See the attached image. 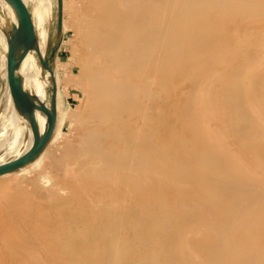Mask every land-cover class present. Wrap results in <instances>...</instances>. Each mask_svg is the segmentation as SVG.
Masks as SVG:
<instances>
[{
  "label": "rangeland",
  "instance_id": "1",
  "mask_svg": "<svg viewBox=\"0 0 264 264\" xmlns=\"http://www.w3.org/2000/svg\"><path fill=\"white\" fill-rule=\"evenodd\" d=\"M40 1L24 0L31 17ZM47 1L50 10L46 23L48 34L45 48L37 46L32 49L28 72L38 78H49L52 81L46 85L45 100L52 102V91L55 88L58 126L37 158L22 168L0 176V188H3L0 191V264L7 259L13 264H64L68 260L66 264H255L243 262L236 257L250 250H259L262 246L264 248V241L259 244H235L231 253L221 247L213 258L201 257L196 261H189L175 257L173 253L183 255L182 249L185 245L181 246L177 240L166 241L167 232L162 222H169V219L156 214L158 210L175 213L177 210L172 206V200L181 199L192 203L191 198L196 200L200 196L203 197V186L209 189V194L206 193L205 197L224 201L229 189L223 188L222 185L208 184L204 176L209 172L215 171L219 177L232 174L248 181L242 168L246 167V161H239L242 160L244 151H240L238 145L233 146L230 143L237 137L238 130H232L235 136L230 133L228 135L222 129L216 133L215 126L219 128L216 123L220 121V116L218 112H213L203 117L205 120L201 122L199 136L198 131L190 126V120L184 110L190 103L191 78L201 76L207 69H218L225 75L228 73L226 78L231 80L252 74L243 58L244 47H240L234 54H227L220 46L213 45L212 48L208 43L194 50L184 49L183 55H176L173 53L174 46L169 45L167 48L171 50L169 55H173V71L170 77H166L167 87L164 90L158 89L159 96L167 97V100L164 103L161 101L162 105L153 108L155 118L150 122L152 128L163 131L154 136L151 148L146 149L150 153L147 163L138 165L136 169L122 167L120 162L126 161L122 158L131 156L135 145L141 143V139L139 135L127 138L125 126L128 119L120 116L116 112L117 108H114L116 105L112 103L115 102L116 93L106 90L99 96H90L86 72L87 57L80 21L84 13L95 5L105 9L100 27L104 39L109 40V45L106 46L107 52L102 56V60L112 71L111 75H115H112L114 78L123 77L130 84H138L136 86L140 88V95L143 93L141 96H144L149 88L154 87L152 83H147L152 81L150 79L153 75L149 67L144 68L131 58L130 49L133 45L128 41L119 12L137 7L142 13L150 0ZM158 11L163 12L165 9L158 5ZM8 15L0 0V29L8 24ZM259 15L264 19V13ZM148 17L152 19L150 10ZM204 23L211 25V21ZM59 24L62 25L60 33ZM249 25L254 26L255 23L251 22ZM0 34L1 127L14 121L19 116V109L11 102L8 76L3 63L2 31ZM200 36L201 34H196L194 38ZM148 45L156 46V42L150 41ZM230 57L233 61L228 62ZM192 58L197 62L187 73L184 69L191 65L188 63ZM45 60L48 65L43 63ZM253 74L252 77L256 76ZM69 90L76 98L73 103L65 104L64 94ZM204 99L201 95L191 101ZM180 107L183 108L184 114L178 112ZM164 110L166 113L162 114ZM263 116L261 117L264 118ZM239 119L241 118L237 117L234 121L239 122ZM208 125L213 126L212 130H209ZM215 133L218 139L221 138L225 143L219 142L217 138L219 143H216ZM238 134H241V130ZM226 140L230 143L229 146ZM210 143L214 144V148L207 151ZM220 143L223 148L217 146ZM214 149H225L227 152L230 150L229 156L234 162V167L226 169L207 160L209 153L214 152ZM3 155L0 153V158ZM263 163L264 161V167ZM259 172L264 175V171L258 169L257 173L261 176ZM170 173H180V176L175 175L174 180H169ZM261 177L264 179V176ZM195 193L199 195L198 198ZM218 207L216 212L227 213L233 210L229 203L222 202ZM259 217H264V213H260ZM170 218L171 224H174L175 215ZM51 224L56 228L50 231L49 238L47 236L42 241L40 239V242L33 240L35 234L40 233L41 229L44 230L43 226L45 228ZM258 227H264V218H260ZM117 230H120L118 235ZM88 233L92 237H88ZM177 249L181 251L178 252Z\"/></svg>",
  "mask_w": 264,
  "mask_h": 264
},
{
  "label": "bare ground",
  "instance_id": "2",
  "mask_svg": "<svg viewBox=\"0 0 264 264\" xmlns=\"http://www.w3.org/2000/svg\"><path fill=\"white\" fill-rule=\"evenodd\" d=\"M1 1L9 14L8 24L4 28L1 27V29L3 28L2 30L0 29V31H2L1 39L4 45L3 63L8 76V51L15 42L19 20L16 10L9 0ZM126 1L131 2V0ZM48 2L47 0H41L33 12V16H30L34 28V43L24 54L20 64L15 68L16 75L20 78L24 91L33 103L32 112L37 134L34 131V126L28 110L25 107H20L11 95V102H14L19 109V116L11 123L0 127V153L4 154L3 157L0 158V163L7 162L27 153L37 141L43 138L50 124V116L43 108L52 111V103L45 100L46 85L51 84L52 81L49 80V78H38L34 74L31 75L28 72V67L31 65L30 55L32 49L37 46L41 49L45 48L48 34L46 23L50 10ZM149 3H146L142 13H140L137 7H130L128 10L119 12L128 41L133 45L130 49L132 52L131 58L137 61L140 66H144V68L149 67L152 73L151 75H153V78L150 76V80L152 81L147 83H152L154 87H151L152 89L149 88L144 96H141L143 93L140 95V88L136 86L138 84H130L125 81L123 77L114 78L113 76L115 75H111L112 71L105 61L102 60V56L107 52L106 46L109 45V40L104 39L105 36L101 33L102 27H100L106 12L105 9L95 5L84 13L80 21L84 40L83 46L87 57L86 72L89 80L90 96H99L106 90L116 93L115 102L112 103L116 105L114 107L117 108L116 112L120 116L128 119L125 126L127 138H133L139 135V139H141V143L135 145L136 147H134L132 155H127L122 158V160L126 161H121L120 166L135 167L136 169L138 165L147 163L150 153L146 149L151 148L154 136L156 134H161L163 131V129L152 128L150 122L155 118L153 108L156 105H162L160 104L161 101L164 103L167 100V97L164 98L163 96H159L158 89L164 90L167 87L166 77H170L173 71L171 67L173 55L172 53L169 55L171 51L167 48L169 45L174 46L173 53L176 55H183L184 49L190 51L208 43L211 44L212 48L213 45L220 46L227 54H234L240 47H244L243 58L247 63L246 67L248 71L252 74L255 73L256 76L252 77V74H246L243 77L240 76V78L231 80L226 78L228 73L225 75L223 72H219L218 69H207V72L201 74V76L191 78L192 90L189 95L190 103L184 107V110H186V115L190 120V126L198 131V133L200 132L201 122L205 120L203 117L213 112H218L220 116V121H218L220 125L216 123L219 128L215 126L216 130L214 129L216 133L217 130L220 129V131L223 130L227 132V134L230 133L235 136L232 130H241V134H238V131H236L237 137L233 135V139L229 137L232 139L230 142L231 145H238V149L244 151V155L242 154L243 158L241 157L242 160L239 161H243L244 159L247 162H244L246 167L242 168L245 171V175L248 177V181L242 179L240 176H234L232 174L228 175V177H222L223 175L219 177L215 171L209 172L207 176H204L208 184L222 185L223 188L229 189V191H226L227 194L224 198L226 202L216 200L214 197H205L206 193L209 194V189L204 188V186L202 188L201 186L202 192H205L204 195L202 194L203 197L200 196V198L196 200H194L195 198H191L190 201L193 200L192 203H188L181 199L176 201L171 199L172 206L177 211L171 213L165 210H158L156 214L159 213L169 219V222H166V220L162 222L165 224L167 232L168 239L166 241L177 240L181 246L185 245V248L182 249L183 255L178 256V254L173 253L175 257L181 259L196 261V259L201 257L213 258L216 256L215 252L219 251L221 247L231 253L232 249H234L232 247H234L235 244H259L264 241V227H258L260 218H264L259 217L260 213H264V179L261 177L264 175H262V172H259L261 176L257 173L258 169L264 171L262 165L264 161V153H262L264 151V118L261 117L264 111V19L259 15L261 12L264 13V0H150ZM158 5L164 7L165 11L159 12ZM149 10L152 19L148 17ZM232 17H234V19H232ZM206 21H211V25L209 23H204ZM251 22L255 23V25H249ZM10 26L13 28H10ZM226 26H228V28H226ZM196 34H201L200 38H194ZM150 41L156 42V46H149L148 43ZM112 45V48L115 47L114 44ZM23 51L24 47L16 52V56H20ZM212 55L213 49L211 52V59L213 58ZM231 57L228 59V62L233 61ZM195 62L197 61L194 58L190 59L188 64L191 65H188L184 70L188 73ZM144 72L145 70H143L142 73ZM201 95L205 97L204 100L198 102L191 101V99H195ZM166 108L169 109L168 106ZM184 110L180 107L178 112L184 114ZM54 112L56 115V104ZM165 113L166 111L162 114ZM160 116L162 117L163 115ZM237 117L241 118L239 122L234 121ZM57 126L58 118L56 115L50 139ZM208 127L210 130L213 126L208 125ZM216 133L214 134L215 142H224L220 140L221 138L218 139ZM216 138L219 142L216 141ZM213 143H210L209 147L206 148L207 151H210V148L212 149L214 146ZM228 143L227 141V145ZM221 145L222 143L217 146L223 148ZM225 151V149L219 151L214 149V152L209 153L207 160L217 166H223L226 169L234 167V162L229 156L231 153L230 150H228V152ZM39 154L40 152L25 165L19 166L18 168L26 166L37 158ZM175 175L180 176V173H175L173 175L170 173L169 180H174ZM1 190H3V188H0V191ZM192 192L194 191L192 190ZM120 196L122 197V195ZM196 196L198 198L199 195L196 194ZM222 202L229 203L233 207V210L227 213L220 211L216 212V208ZM174 215L175 223L171 224L172 219L170 217ZM250 217H252V219H249ZM54 227L55 226H52V224L46 226V229L43 226L44 230L41 229L40 233L38 232V234H35V236H33L35 239L33 240L37 239V241H39L41 239L42 241L46 239L50 231L56 228ZM111 231H113V229H111ZM119 231L116 232L117 235ZM98 235L99 233L97 236ZM89 236L91 235L89 234L88 237ZM94 238L96 239V237ZM87 240L85 242H87ZM115 240L117 241V239ZM32 241L31 243L34 242ZM53 243L54 242H52V244ZM33 244L36 245L35 242ZM53 246H55V243ZM260 248L259 250H250L236 258L243 262L262 264L264 262V248L263 246ZM178 249V252L181 251ZM141 257H143V255ZM3 262L4 264H13L10 259ZM190 264H192V262Z\"/></svg>",
  "mask_w": 264,
  "mask_h": 264
},
{
  "label": "water",
  "instance_id": "3",
  "mask_svg": "<svg viewBox=\"0 0 264 264\" xmlns=\"http://www.w3.org/2000/svg\"><path fill=\"white\" fill-rule=\"evenodd\" d=\"M9 2L13 5L16 10L19 25L16 33V39L13 46L8 51V85L10 89V93L14 99V101L20 106L25 107L32 119V124L34 126V131L37 134L36 124L34 122L32 106L33 103L28 98L26 92L23 89L20 78L16 75L15 68L20 64L24 54L28 51V49L33 45L34 41V28L32 24V20L30 17L29 10L23 0H9ZM62 31V25H58V33ZM24 47L23 53L20 56H16V52ZM53 54V53H52ZM45 65H48L47 61L43 62ZM52 75H54L53 70L50 68ZM54 77V76H53ZM55 94L56 89L54 88L52 91V111L47 108H43V110L50 116V124L47 132L43 136L40 141H37L32 148L25 153L24 155L17 157L15 159L9 160L4 163H0V175L12 171L19 166L25 165L30 159L34 158V156L40 152V150L46 145L48 140L50 139L55 122Z\"/></svg>",
  "mask_w": 264,
  "mask_h": 264
},
{
  "label": "crops",
  "instance_id": "4",
  "mask_svg": "<svg viewBox=\"0 0 264 264\" xmlns=\"http://www.w3.org/2000/svg\"><path fill=\"white\" fill-rule=\"evenodd\" d=\"M75 94L69 90L68 93L64 94V102L65 104H71L75 100Z\"/></svg>",
  "mask_w": 264,
  "mask_h": 264
}]
</instances>
